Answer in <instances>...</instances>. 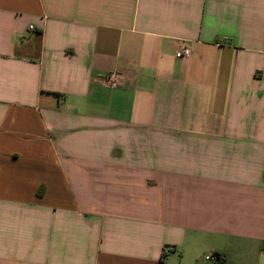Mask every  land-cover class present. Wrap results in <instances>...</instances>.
Masks as SVG:
<instances>
[{
    "label": "crops",
    "instance_id": "0c3cea01",
    "mask_svg": "<svg viewBox=\"0 0 264 264\" xmlns=\"http://www.w3.org/2000/svg\"><path fill=\"white\" fill-rule=\"evenodd\" d=\"M207 253L264 264V0H0V264Z\"/></svg>",
    "mask_w": 264,
    "mask_h": 264
},
{
    "label": "built area",
    "instance_id": "2783aa9c",
    "mask_svg": "<svg viewBox=\"0 0 264 264\" xmlns=\"http://www.w3.org/2000/svg\"><path fill=\"white\" fill-rule=\"evenodd\" d=\"M30 29H32V27H30ZM189 55L190 49L185 45L179 46L178 49L175 51V57L179 59L186 58ZM104 81L109 88L117 89L118 87H120L121 84V74L118 71H111L104 75ZM171 250V248H164L165 253ZM206 260L215 261L216 257L214 255H210L206 257Z\"/></svg>",
    "mask_w": 264,
    "mask_h": 264
},
{
    "label": "rangeland",
    "instance_id": "374dc122",
    "mask_svg": "<svg viewBox=\"0 0 264 264\" xmlns=\"http://www.w3.org/2000/svg\"><path fill=\"white\" fill-rule=\"evenodd\" d=\"M207 256H210V254H205V255H203L201 258H200V260H199V263L200 264H214V261L213 260H206V257Z\"/></svg>",
    "mask_w": 264,
    "mask_h": 264
},
{
    "label": "trees",
    "instance_id": "16d2710c",
    "mask_svg": "<svg viewBox=\"0 0 264 264\" xmlns=\"http://www.w3.org/2000/svg\"><path fill=\"white\" fill-rule=\"evenodd\" d=\"M214 256L216 257L214 264H222L224 262L223 255L215 254Z\"/></svg>",
    "mask_w": 264,
    "mask_h": 264
}]
</instances>
